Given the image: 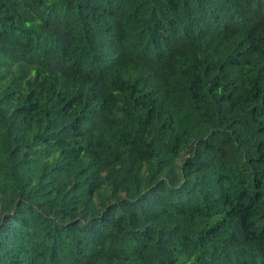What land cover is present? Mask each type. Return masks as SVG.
I'll list each match as a JSON object with an SVG mask.
<instances>
[{
    "label": "trees",
    "instance_id": "1",
    "mask_svg": "<svg viewBox=\"0 0 264 264\" xmlns=\"http://www.w3.org/2000/svg\"><path fill=\"white\" fill-rule=\"evenodd\" d=\"M0 264H264V0H0Z\"/></svg>",
    "mask_w": 264,
    "mask_h": 264
}]
</instances>
